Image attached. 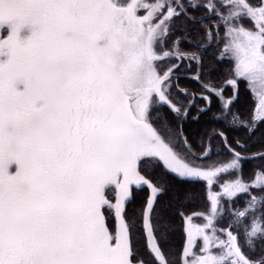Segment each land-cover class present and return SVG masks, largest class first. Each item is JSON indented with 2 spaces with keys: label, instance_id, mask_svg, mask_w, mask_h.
Segmentation results:
<instances>
[{
  "label": "snow or ice",
  "instance_id": "1",
  "mask_svg": "<svg viewBox=\"0 0 264 264\" xmlns=\"http://www.w3.org/2000/svg\"><path fill=\"white\" fill-rule=\"evenodd\" d=\"M189 9H203L217 29H205L191 52L180 48L191 43L187 21L205 17L197 21ZM181 16L184 35L169 47ZM213 40L229 74L219 87L201 83L200 99L207 107L216 97L215 119L231 114L229 123L251 134L264 123V0H0V264H264V170L247 182L241 173V161L264 153L243 157L229 147L227 163L202 167L210 150L197 157L184 137L178 151L182 129L163 118L165 109L186 118L195 105V94L173 80L187 61L200 82ZM241 82L256 105L250 122L231 112ZM161 163L165 173L203 182L208 205L179 213L185 240L171 259L169 227L157 211L169 189L147 175ZM222 173L235 178L214 192ZM131 186L148 196L128 217ZM241 195L244 207L233 211ZM141 234L143 254L133 246Z\"/></svg>",
  "mask_w": 264,
  "mask_h": 264
},
{
  "label": "trees",
  "instance_id": "2",
  "mask_svg": "<svg viewBox=\"0 0 264 264\" xmlns=\"http://www.w3.org/2000/svg\"><path fill=\"white\" fill-rule=\"evenodd\" d=\"M203 2V0H201ZM189 14L194 15L196 20L199 21L201 17H205V23L199 22L192 23L187 21V36L191 43L184 42L180 45L182 51L191 52L204 42L205 29L211 30L213 34L217 31L214 27L216 24L215 18H208L203 9H198L192 12L189 9ZM186 17L181 16L174 24L175 35L170 36L168 39V46L171 47L172 41L176 36H183L184 33L179 31V27L185 23ZM220 35L223 36V30L220 28ZM220 48L223 47L221 43ZM201 54V53H198ZM218 46L215 40L212 41L211 46L207 47L206 51L202 53L203 70L201 72L200 82L193 80L191 77L196 72L194 64L188 66V62L181 64L180 68L176 70L173 84H178L179 88L186 89L189 94H195V105L190 109L186 118L177 120L174 116L165 109L164 119H167L171 129L174 132H179L182 129L183 137H180V142L183 146V138L186 137L188 145L191 150L196 153L198 157L201 155L204 148H208V159L220 160L224 157L231 158L232 153L229 152V147L239 152L243 157H252L254 153H264V123H260L255 130L249 134L248 129L243 125L236 123H229L232 120L231 114L225 119H215L221 116V108L219 100L216 97L211 98V103L206 107L205 101L200 99L201 83L209 82V78L214 86L219 87L220 84L228 76V69L230 64L227 62L217 61ZM168 62H165L167 65ZM177 89L173 88V93H177ZM232 95V88L229 87L224 91L225 98ZM185 102L192 99V95L182 96ZM252 95L246 91L245 83L241 82L239 85L238 99L231 105V112L237 113L241 121L250 122L253 109L255 108ZM204 112H198L200 108H205ZM198 117V118H196ZM153 124L162 127L161 123L153 119ZM223 133V136L220 134ZM237 141L240 145L238 146ZM203 142V143H202ZM227 145V146H226ZM205 159V158H204ZM257 170H264V158L245 159L241 161L242 178L247 182L250 181ZM147 175L152 180L162 179L168 186V192L162 196L157 203V211L162 212L166 217L164 221L167 223L169 230L167 233V243L164 244V249L170 251L172 254H178L182 250L184 242L183 221L179 214L184 212L190 215L195 212L205 211L207 209V201L205 199V184L199 181L181 180L173 173H165L163 165L160 164L155 169H149ZM215 188H213L214 190ZM132 196L127 203L125 215L128 217L141 212L144 208L145 201L148 196L146 187L143 190L132 188ZM186 193H192L193 199L185 201L184 196ZM257 194L258 193H255ZM246 196H239L232 205V210L242 209L244 207ZM227 206V203H225ZM227 220V216H225ZM226 226V225H225ZM234 227H237L234 225ZM243 231V224L238 226ZM137 238L136 248L139 252L144 250L145 243L142 241L143 236L134 235ZM142 253V252H141ZM260 254L258 247L256 255Z\"/></svg>",
  "mask_w": 264,
  "mask_h": 264
},
{
  "label": "rangeland",
  "instance_id": "3",
  "mask_svg": "<svg viewBox=\"0 0 264 264\" xmlns=\"http://www.w3.org/2000/svg\"><path fill=\"white\" fill-rule=\"evenodd\" d=\"M165 66H167L166 64H165ZM152 123H153V121H152ZM155 127H157L158 129H160L161 131H163V129H162V127H158V125L156 126V125H154ZM176 148H177V150L178 151H182L183 150V146H182V144H181V142L180 143H177L176 144ZM200 156V155H199ZM198 156V157H199ZM207 157H205V159H203V160H199L198 161V163L202 166V167H207L208 165H211V164H220V163H227L231 158H228V157H224L223 159H220V160H213V159H206ZM162 164V163H161ZM235 178V174L233 173V174H229V173H222L221 175H220V178H219V183H217V184H215L214 186H213V188H215L214 190H213V188H212V191H214V192H219L220 191V185L224 182V181H226V180H231V179H234ZM244 180V179H243ZM245 181V180H244ZM135 186H131V189L130 190H132V188H134ZM113 202H114V196H113ZM225 203H227L226 201H225ZM195 222H197V223H199V222H201L199 219H196L195 220ZM108 224H109V226L110 227H112V228H114V226H115V218H114V215H112V214H109V218H108ZM183 233H184V231H183ZM184 240H185V234H184ZM136 241H137V238H135V236H133V246H134V248H136ZM142 241L145 243V240H144V238L142 239ZM184 243V242H183ZM136 250L137 251H139V249H137L136 248ZM165 250V252L166 253H168L169 254V258L171 259L172 257H174V256H178V254H172L170 251H167L166 249H164ZM140 252H142V254L144 253V250H142V251H140Z\"/></svg>",
  "mask_w": 264,
  "mask_h": 264
}]
</instances>
